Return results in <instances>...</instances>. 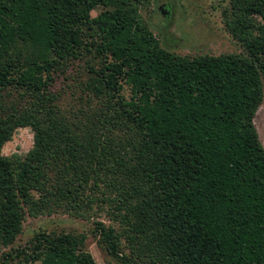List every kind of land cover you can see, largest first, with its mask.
I'll return each instance as SVG.
<instances>
[{"label": "trees", "instance_id": "obj_1", "mask_svg": "<svg viewBox=\"0 0 264 264\" xmlns=\"http://www.w3.org/2000/svg\"><path fill=\"white\" fill-rule=\"evenodd\" d=\"M148 4L0 0V264H96L85 232L12 246L27 215L102 204L118 225L91 233L119 264H264V0L222 8L240 52L198 55L163 46ZM18 127L32 147L2 154Z\"/></svg>", "mask_w": 264, "mask_h": 264}, {"label": "rangeland", "instance_id": "obj_2", "mask_svg": "<svg viewBox=\"0 0 264 264\" xmlns=\"http://www.w3.org/2000/svg\"><path fill=\"white\" fill-rule=\"evenodd\" d=\"M228 0H149V4L141 10L142 16L152 28L154 34L161 40L164 47L179 54H220L228 52H240L242 47L232 38L225 29L222 20V8ZM167 4L170 10L167 16L166 9L161 11L160 5ZM99 9L92 10L94 16ZM74 70V71H73ZM72 68L71 75H76ZM69 75V74H68ZM69 82H71L69 80ZM66 81L62 76L56 78L54 89L66 87ZM66 90V89H65ZM129 88L125 85L124 94L129 96ZM63 105L68 101L72 103L70 90L64 91ZM254 123L264 146V99L260 104ZM33 145V132L30 127H18L10 140L2 146V154L10 156L16 153L24 156ZM107 204L101 208L95 206L90 218L73 217L66 213H53L51 215H27L23 221L22 232L16 238L12 247L26 245L33 233L39 228L47 230H64L67 232H85L87 234L86 246L94 257L96 264H119L115 259L105 253L91 233L94 220L103 221L106 225L117 223L112 220ZM2 251H9V247ZM2 259L0 258V261ZM9 264V263H7Z\"/></svg>", "mask_w": 264, "mask_h": 264}, {"label": "flooded vegetation", "instance_id": "obj_3", "mask_svg": "<svg viewBox=\"0 0 264 264\" xmlns=\"http://www.w3.org/2000/svg\"><path fill=\"white\" fill-rule=\"evenodd\" d=\"M159 9H161V11H162L163 10V6L160 5V8ZM166 13H167V16L169 17L170 16V10H166Z\"/></svg>", "mask_w": 264, "mask_h": 264}]
</instances>
